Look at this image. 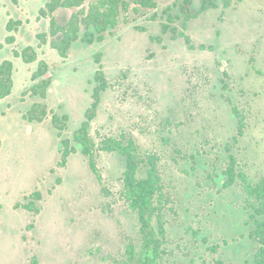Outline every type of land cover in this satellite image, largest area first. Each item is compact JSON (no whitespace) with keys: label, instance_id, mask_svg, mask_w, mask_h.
<instances>
[{"label":"rangeland","instance_id":"obj_1","mask_svg":"<svg viewBox=\"0 0 264 264\" xmlns=\"http://www.w3.org/2000/svg\"><path fill=\"white\" fill-rule=\"evenodd\" d=\"M173 1L156 0L157 8L101 43L76 42L65 60L48 45L42 55L53 84L41 99L48 115L38 122L22 117L40 100L22 93L38 61L26 63L11 50L37 46L36 33L45 31L38 28L49 27V20L36 24L45 0H19V8L0 0V59L14 65L12 93L0 107V264H116L127 260L130 243H140L137 214L122 195L121 155L95 152L100 181L79 150L57 166L61 144L51 111L68 116L62 136L72 141L91 102L97 52L110 86L91 135L95 142L131 138L145 162L156 158L163 185L156 204L166 230L161 264H253L251 205L259 202L239 178L226 188L222 180L229 155L251 184L264 178V0H232L226 8L217 0L185 30L178 7L164 13ZM199 3L192 0L193 12ZM71 12L54 15L64 22ZM169 16L193 48L162 33ZM11 18L21 21L19 31L6 30ZM8 34L14 44L5 42ZM36 190L42 197L35 201ZM30 202L37 211L19 206Z\"/></svg>","mask_w":264,"mask_h":264},{"label":"trees","instance_id":"obj_2","mask_svg":"<svg viewBox=\"0 0 264 264\" xmlns=\"http://www.w3.org/2000/svg\"><path fill=\"white\" fill-rule=\"evenodd\" d=\"M232 0H222L223 7H229ZM241 3L242 0H234ZM16 2V0H12ZM192 0L173 1L171 6H167L164 13L168 14L173 7H178L182 16V30L187 28L191 19L196 18L199 14L215 9L219 6L217 0H200L199 7L196 11L191 9ZM157 8L156 0H45L44 6L38 12V19L48 18L49 27L47 31L36 33L38 40L37 47L26 45L20 49L14 47L11 52L14 57L21 58L26 63L38 61L37 67L31 72L30 81L32 84L22 91L23 95L38 96L40 99L47 97L48 90L52 84L51 77L47 76L49 63L45 59H38L36 48L41 45L49 44L58 55L65 60L73 45L80 41L83 44L92 45L103 42L107 35L120 24H127L145 15V11ZM59 9L72 10L66 21L60 22L54 15ZM180 17L179 15H177ZM153 17H156L154 14ZM177 17V18H178ZM174 22L169 16L168 22H161L162 33L170 31L174 35L182 36L189 48H193L190 38L184 32L177 31L175 26H169L168 23ZM21 26L20 20L9 19L6 24V30L17 32ZM173 35V36H174ZM160 39V38H158ZM15 35L8 34L5 37L7 44L15 43ZM1 46V45H0ZM201 49L205 46L200 44ZM94 60L98 67L94 73L95 85L92 88L90 97L91 102L84 113V120L74 131L72 141L63 137V131L67 126L68 116L66 114L58 115L51 111V123L57 130V136L60 138V160L57 162L58 167H64L69 156L78 150L87 159L90 169L100 181L95 164V152H116L124 158L125 168L123 171L122 195L125 197L131 210L136 212L139 223L140 243L128 245L127 260L117 262L116 264H161L162 255H166L163 248L166 240V230L161 220L159 207L156 203L161 202L163 198V185L159 176L157 164L154 156H146L145 162L134 150V141L126 137H104L95 142L91 135V123L97 117L98 109L101 103L102 93L110 86L101 65V53L94 54ZM13 61L3 59L0 61V99L11 94L13 89ZM48 115L46 103L35 101L30 108L23 114L29 121L42 122ZM241 122V120H240ZM239 123V122H238ZM240 124V123H239ZM242 125V123H241ZM240 125V126H241ZM239 126V130L240 129ZM242 127V126H241ZM74 143V144H73ZM228 167L223 170L222 187H230L235 179L243 183L245 191L251 197H254L259 203L257 206L252 204L254 212L251 213L253 228L249 237L257 243V249L253 258V264H264V178L260 179L255 185L251 184L245 175L236 173L233 170L234 157L229 155ZM142 172V176L140 173ZM60 179H57V183ZM33 200H40L41 193L36 190L30 194ZM32 205H19L29 211H37ZM18 207V206H17ZM28 227H31L29 224Z\"/></svg>","mask_w":264,"mask_h":264},{"label":"crops","instance_id":"obj_3","mask_svg":"<svg viewBox=\"0 0 264 264\" xmlns=\"http://www.w3.org/2000/svg\"><path fill=\"white\" fill-rule=\"evenodd\" d=\"M12 1V0H11ZM13 4H15V6L17 7V8H19V0H16V2L14 3L13 2ZM44 20H48V18H40V19H36V24L38 25V24H40V23H43L44 22ZM39 30L41 29V30H45V31H47L48 30V27H47V25H46V27H44V29H43V27H39L38 28ZM19 31V30H18ZM16 38V37H15ZM15 42H16V40H15ZM49 44H46V45H44L45 47H40L39 49L40 50H42L41 51V55H39V53H38V59H45L44 58V54L42 55V53H45V50L44 49H46V48H48L49 46H48ZM43 46V45H42ZM37 47V46H36ZM50 49H51V51H53V52H56L55 50H53L51 47H50ZM72 49V48H71ZM38 52V51H37ZM1 60H3V59H0V61ZM46 60V59H45ZM47 61V60H46ZM50 68H51V66L49 65V71L47 72V76H49V77H51L50 76ZM34 70V69H33ZM32 72V71H31ZM53 84V83H52ZM52 84H51V86H50V88H49V90H51V87H52ZM29 87V86H28ZM27 87V88H28ZM26 88V89H27ZM13 90V89H12ZM49 90H48V93H49ZM12 93V92H11ZM48 93H47V97H48ZM9 97H10V95H8L7 97H4V98H1L0 99V107H2L3 105H4V103H6L8 100H9ZM47 97L45 98V100L47 99ZM38 101H41V99L40 100H38ZM22 117H23V114H22ZM46 119V118H45ZM44 119V120H45ZM43 120V121H44ZM42 121V122H43Z\"/></svg>","mask_w":264,"mask_h":264}]
</instances>
